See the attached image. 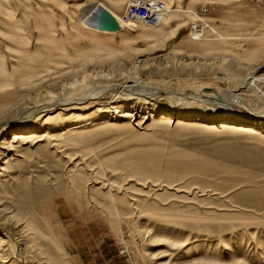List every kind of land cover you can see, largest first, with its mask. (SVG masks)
I'll use <instances>...</instances> for the list:
<instances>
[{"label": "rangeland", "instance_id": "obj_1", "mask_svg": "<svg viewBox=\"0 0 264 264\" xmlns=\"http://www.w3.org/2000/svg\"><path fill=\"white\" fill-rule=\"evenodd\" d=\"M133 1L0 0V87L53 61L112 55L111 64L95 68L130 74L137 67L141 80L179 92L203 85L233 91L231 81L215 80L227 77L219 63L264 56V0H144L165 6L167 24L134 22L135 32L123 27L104 35L79 23L78 14L96 4L124 18ZM200 17L215 33L203 27V39L191 41L189 27ZM186 57L217 68H184ZM254 91L260 96L264 88ZM187 111L211 122L209 111ZM77 118L71 123L84 121ZM98 128L61 154L40 143L0 156V210L24 223L32 244L47 251L46 264H264L263 135L168 126L158 117L143 126Z\"/></svg>", "mask_w": 264, "mask_h": 264}, {"label": "bare ground", "instance_id": "obj_2", "mask_svg": "<svg viewBox=\"0 0 264 264\" xmlns=\"http://www.w3.org/2000/svg\"><path fill=\"white\" fill-rule=\"evenodd\" d=\"M138 1H142L143 4L152 3L151 7L155 11L151 13L156 18L153 24L138 19L124 20L100 4L92 5L85 12H80L78 14L79 23L90 32H99L104 35L113 34L123 27L135 32L137 26L134 22L153 27L167 24L168 12L165 11L164 5L157 2L134 0L126 7L125 15L122 16L125 17L128 7L134 3L137 4ZM157 4L162 5V8H158ZM80 8L82 6L77 7V9ZM99 10L107 11L114 18L117 23L115 30L101 31L94 27L93 22ZM206 10L202 7V14L206 13ZM180 26L178 25L170 32L178 31L183 27ZM203 27L208 26L203 23L201 17L196 18V21L189 27L188 36L191 41L198 42L203 39ZM208 28L211 33H215L213 28ZM170 37V35L164 36L154 43L162 44ZM220 38L224 40V38ZM113 58L112 55L102 58L86 55L83 59L75 62L57 60L53 61L54 66L46 65L45 70L28 74L16 84L9 82L7 85L1 86L0 156H7L13 152L15 147L35 146L40 143L44 144L45 150H53L61 154L64 153L63 148L76 145L73 142H77L85 133L95 131L94 128L143 126L145 121L155 117L161 119V123L168 126L192 125L207 130H225L236 134L264 136V104L251 102L248 95H255L258 99L264 98V92L257 96L254 91L257 87L264 88V56L259 57V60L251 59L254 63H242L237 60H232L228 65L226 62V64L219 63L227 77L221 78V75V77L217 76L215 80L231 81L235 84L232 86L234 87L233 91L231 88L225 90L203 85L186 92H179L171 89L170 86L153 85L141 80L136 72L137 67H132L131 71L128 69L130 74L124 72L125 70L120 69L119 66L115 69L111 65L107 71L95 68V66L109 63ZM185 59L182 61L185 65L184 68L191 65L205 69L216 67L215 63L209 60H200L195 57H186ZM137 62L136 59L135 63ZM241 69L247 75L234 72L242 71ZM19 77L20 75H18ZM189 108L209 111L211 122L203 120V118L200 121H195V118H192L194 111H187L188 114L185 112ZM85 110L88 111L81 116L80 114ZM69 111L76 115L67 116L66 112ZM55 112L59 113L55 114ZM141 114H143L142 120L137 122L136 120L141 118ZM77 117H81V120L84 121L71 123L70 118L78 120ZM93 118H98V122L100 121L98 127L92 125ZM63 125L68 126L62 127ZM57 126L62 128L57 129ZM8 135H10V140H7ZM45 244L56 252L58 251L55 241L45 242ZM46 252L43 253L39 247L32 244L24 223H20L15 217L0 210V264H46L44 260H49ZM36 257H39L40 260ZM189 264L222 263L210 259H199ZM228 264L241 263L239 260L233 259Z\"/></svg>", "mask_w": 264, "mask_h": 264}, {"label": "built area", "instance_id": "obj_3", "mask_svg": "<svg viewBox=\"0 0 264 264\" xmlns=\"http://www.w3.org/2000/svg\"><path fill=\"white\" fill-rule=\"evenodd\" d=\"M152 3L143 4L142 1H138V3H134L128 7L127 15L123 18L124 20H134L138 19L143 22H150V24H153L156 20L154 16H152V11H155L151 7ZM158 8H162V5L157 4Z\"/></svg>", "mask_w": 264, "mask_h": 264}, {"label": "water", "instance_id": "obj_4", "mask_svg": "<svg viewBox=\"0 0 264 264\" xmlns=\"http://www.w3.org/2000/svg\"><path fill=\"white\" fill-rule=\"evenodd\" d=\"M94 27L101 31H113L117 28L114 18L105 10H99L93 22Z\"/></svg>", "mask_w": 264, "mask_h": 264}]
</instances>
